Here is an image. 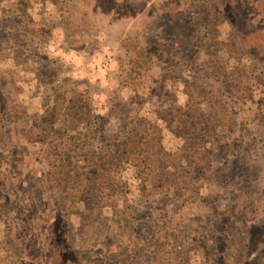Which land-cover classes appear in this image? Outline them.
Returning a JSON list of instances; mask_svg holds the SVG:
<instances>
[{
    "label": "rangeland",
    "instance_id": "obj_1",
    "mask_svg": "<svg viewBox=\"0 0 264 264\" xmlns=\"http://www.w3.org/2000/svg\"><path fill=\"white\" fill-rule=\"evenodd\" d=\"M0 264H264V0H0Z\"/></svg>",
    "mask_w": 264,
    "mask_h": 264
},
{
    "label": "trees",
    "instance_id": "obj_2",
    "mask_svg": "<svg viewBox=\"0 0 264 264\" xmlns=\"http://www.w3.org/2000/svg\"><path fill=\"white\" fill-rule=\"evenodd\" d=\"M52 108L55 110L57 104L54 103ZM139 118L140 121L138 120V123H133L128 137L116 145L118 150L113 148L105 149V145L103 144L100 146L99 151L92 148L86 153L85 160L90 164L88 169H121L125 164H131L137 160V157H130L131 154L138 156L137 149L139 150L144 146L151 147L157 143L156 135L161 130L158 124H150L145 118ZM129 146L131 149H129ZM145 160V158L141 159V161Z\"/></svg>",
    "mask_w": 264,
    "mask_h": 264
}]
</instances>
